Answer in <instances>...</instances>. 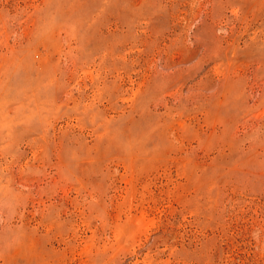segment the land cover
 Listing matches in <instances>:
<instances>
[{
	"label": "rangeland",
	"instance_id": "rangeland-1",
	"mask_svg": "<svg viewBox=\"0 0 264 264\" xmlns=\"http://www.w3.org/2000/svg\"><path fill=\"white\" fill-rule=\"evenodd\" d=\"M0 264H264V0H0Z\"/></svg>",
	"mask_w": 264,
	"mask_h": 264
}]
</instances>
